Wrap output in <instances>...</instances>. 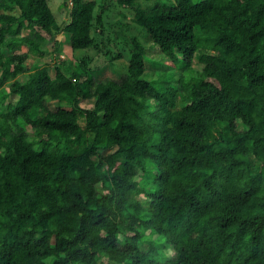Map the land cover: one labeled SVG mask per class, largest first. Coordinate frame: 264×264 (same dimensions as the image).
Returning a JSON list of instances; mask_svg holds the SVG:
<instances>
[{
  "label": "trees",
  "instance_id": "trees-1",
  "mask_svg": "<svg viewBox=\"0 0 264 264\" xmlns=\"http://www.w3.org/2000/svg\"><path fill=\"white\" fill-rule=\"evenodd\" d=\"M96 5L73 0L75 51ZM136 7L173 69L144 77L134 37L127 72L97 80L85 59L26 73L15 50L45 55L62 27L48 0H0V85L17 95L0 92V264H264V0Z\"/></svg>",
  "mask_w": 264,
  "mask_h": 264
},
{
  "label": "rangeland",
  "instance_id": "rangeland-1",
  "mask_svg": "<svg viewBox=\"0 0 264 264\" xmlns=\"http://www.w3.org/2000/svg\"><path fill=\"white\" fill-rule=\"evenodd\" d=\"M95 1L97 5L92 29V36L95 39V43L88 50L75 51L71 47L70 34L64 31V26L71 18L70 11L73 0H48L62 29L54 33L55 43L54 41H50L46 44L45 55L33 50L26 43L15 50L16 53H27V58L24 62L28 68L26 73L47 66L51 67L49 68L50 72L54 75L55 65L63 64L74 70L78 68V61L85 59L87 62L86 67L91 70L97 80H120L123 74L127 72L129 66L131 49L133 47L132 40L134 37L138 38L146 50V72L144 77L155 79L163 70L173 69L174 65L172 61H169L163 52L152 44V39L146 34L144 27L138 25L135 21L137 4L152 6L154 0H133V4L131 5L123 4L120 0ZM27 32L26 29L25 33ZM166 64L169 65L167 66ZM202 67L203 65L195 58L193 68L201 70ZM171 72L175 71L171 70ZM28 76L29 74L21 73L17 79L25 83L29 78ZM1 77L2 75L0 73V81ZM0 92H3L6 96V102L15 101V98H17L16 94L11 93L10 81H6L4 85H0ZM94 103L95 98H81L79 105L89 109L94 106ZM59 105L60 102L57 99H48L46 102V106L52 110H56ZM25 128L32 139L35 136V130L29 125L25 126ZM98 188L100 191H105L101 185ZM137 197L142 203L146 202L145 194L137 195ZM149 231L146 228L143 230V232ZM120 239L124 243V239L122 237ZM171 253L172 250L168 249L167 254L169 255ZM98 260L101 264H106L104 257H100Z\"/></svg>",
  "mask_w": 264,
  "mask_h": 264
}]
</instances>
